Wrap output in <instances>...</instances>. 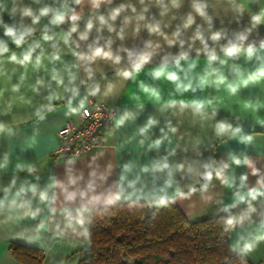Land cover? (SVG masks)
Segmentation results:
<instances>
[{
  "label": "clouds",
  "instance_id": "1",
  "mask_svg": "<svg viewBox=\"0 0 264 264\" xmlns=\"http://www.w3.org/2000/svg\"><path fill=\"white\" fill-rule=\"evenodd\" d=\"M262 26L264 0H0V138L23 137L21 125L41 135L58 104L64 119L102 110L107 121L84 162L59 150L61 164H17L0 178V227L51 253L90 246L93 218L117 205L214 206L229 252L247 264L264 244V97L243 95L264 87ZM129 84L138 91L121 108ZM133 141L142 152L117 161V144ZM233 141L243 149L217 158L216 146ZM9 161L0 153V170Z\"/></svg>",
  "mask_w": 264,
  "mask_h": 264
},
{
  "label": "trees",
  "instance_id": "2",
  "mask_svg": "<svg viewBox=\"0 0 264 264\" xmlns=\"http://www.w3.org/2000/svg\"><path fill=\"white\" fill-rule=\"evenodd\" d=\"M92 243L78 264H241L229 252L216 215L190 219L176 205L155 209L117 205L93 218ZM14 256L42 264L38 248L12 246ZM247 264H253L247 259Z\"/></svg>",
  "mask_w": 264,
  "mask_h": 264
},
{
  "label": "crops",
  "instance_id": "3",
  "mask_svg": "<svg viewBox=\"0 0 264 264\" xmlns=\"http://www.w3.org/2000/svg\"><path fill=\"white\" fill-rule=\"evenodd\" d=\"M118 3L119 0H116ZM139 7V5L137 6ZM255 8V6H253ZM189 5L187 2L183 6V8L180 10L177 15L187 13L189 11ZM87 11V9L85 10ZM152 13H156L157 9L152 8ZM157 18H159L157 16ZM5 19L7 20V16H5ZM179 21H175L174 23H178ZM227 24V20L225 21ZM248 23V17L245 16L241 21V26L246 25ZM117 24H119V20L117 21ZM217 27L220 26L219 20L216 21ZM231 28H236L237 25L235 23H232L230 25ZM81 28H83V23L81 24ZM95 31H93L92 35L95 36ZM105 35L107 33L105 32ZM259 35L261 37H264V26H262L259 29ZM143 37H147V33H142ZM129 44H132L133 42L131 40L128 41ZM136 43H140V41H136ZM173 51H176L173 49ZM199 63L203 65L204 60L201 57L199 60ZM7 70L9 74L13 75H19V72L21 71L18 68H15L12 65H7ZM149 71V69H146L145 72ZM33 74L31 71L29 72V76L31 77ZM144 77V74H141V78ZM8 87V79L6 76H0V88H6ZM165 89L169 87L166 83L164 85ZM27 91V89H26ZM137 88L135 84H129L126 89L123 91V96L116 101V105L123 108L125 106H130V101L127 97H132L136 92ZM260 95L264 97V87H256L254 89L250 90H244L243 95ZM142 95V102L147 103V98ZM17 111H21L22 106L17 105L16 106ZM63 111L64 106L62 104L57 105V110L55 113H51L50 115L53 117L50 120L49 124H42L41 127V135L32 138L27 135V130L31 127V125H21L20 129L18 131H23L24 136H17L15 138H8L7 140H4L0 138V153H3L7 151L10 161H9V167L3 170H0V178H2L5 174H11L13 168L17 164H26V163H37L41 169H46L49 164L57 165L63 163V159L61 158V155L55 159L52 156L53 151L56 149L59 138H58V130L66 124V122L72 120L75 122H79L78 117H73L70 119H64L63 118ZM147 111H152L151 107L148 108ZM221 115H226V113L222 112ZM131 128L134 130V125H130ZM187 127V125H186ZM106 127H104L101 130V137L105 135ZM257 131L264 133V129H257ZM117 141H119L120 137L116 138ZM112 143V140H108V144L105 146H108ZM227 142H223L222 144H218L216 146V152L215 155L217 158L223 157L228 150H242L243 146L238 145L236 142H230L228 145H226ZM257 149L264 150V144H257ZM121 151L133 153V154H139L142 152V149L133 141L130 144H125L123 149L119 147V144H117V152L116 157L117 161H119L121 156ZM249 154L255 157L257 155V151L255 149H249ZM211 152H205L204 155H212ZM260 154H264V151H261ZM88 155V152L78 154L77 157L81 159L82 162H84V158ZM124 158H127V153L122 154ZM55 171L58 175H63V169L62 168H55ZM176 205L182 210V212L189 217L190 219H200L203 217H208L215 215V207L214 206H208V207H201L198 210H188L187 203H176ZM91 225H89L90 230ZM22 245V246H30L38 248L42 254V264H77L78 262V254L76 253L77 250L80 248H83L82 246L78 244H67L64 246H57V248L51 252L46 253L42 246L38 245L37 243H30L27 241L26 237L23 235H15L13 234L9 229L0 227V264H35L33 262L29 261H23L14 256L12 253V246L14 245ZM249 259L253 264H264V244L260 245L257 250L249 255L247 258Z\"/></svg>",
  "mask_w": 264,
  "mask_h": 264
},
{
  "label": "built area",
  "instance_id": "4",
  "mask_svg": "<svg viewBox=\"0 0 264 264\" xmlns=\"http://www.w3.org/2000/svg\"><path fill=\"white\" fill-rule=\"evenodd\" d=\"M111 109H109L110 111ZM107 121L103 117V111L95 113L90 118H85L79 122L68 121L57 132L59 143L53 151L52 156L57 159L63 150L68 154H82L86 151L85 144L90 143L93 137H101V130L106 127ZM70 129V134L64 129Z\"/></svg>",
  "mask_w": 264,
  "mask_h": 264
},
{
  "label": "rangeland",
  "instance_id": "5",
  "mask_svg": "<svg viewBox=\"0 0 264 264\" xmlns=\"http://www.w3.org/2000/svg\"><path fill=\"white\" fill-rule=\"evenodd\" d=\"M77 264H78V262H77Z\"/></svg>",
  "mask_w": 264,
  "mask_h": 264
}]
</instances>
